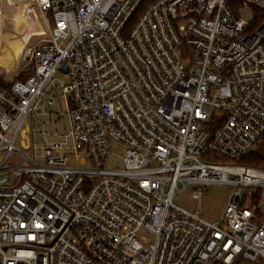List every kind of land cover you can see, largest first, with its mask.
<instances>
[{
    "label": "built area",
    "instance_id": "built-area-1",
    "mask_svg": "<svg viewBox=\"0 0 264 264\" xmlns=\"http://www.w3.org/2000/svg\"><path fill=\"white\" fill-rule=\"evenodd\" d=\"M26 3L44 24L16 62L34 74L0 87V264L264 259V170L237 164L264 137V0ZM222 183L217 222L173 203Z\"/></svg>",
    "mask_w": 264,
    "mask_h": 264
},
{
    "label": "rangeland",
    "instance_id": "rangeland-1",
    "mask_svg": "<svg viewBox=\"0 0 264 264\" xmlns=\"http://www.w3.org/2000/svg\"><path fill=\"white\" fill-rule=\"evenodd\" d=\"M24 3V7L27 9L28 5L26 2ZM4 4L6 8L3 10V33H6L8 30L10 34H4L2 36L6 39V41L3 43V48L0 51V77L5 79L6 81H13L16 77L20 75L21 72L24 71L22 68L15 69L16 67V60L18 59V56L20 54V47L22 44L27 43V40L31 37L30 35L33 33L28 34L30 30V23H28V15L25 14V12L22 11L21 6L13 4L10 6ZM20 8V9H19ZM6 10V11H5ZM35 15L37 18L38 23L44 24V19L41 13L38 11V9H35ZM19 13V14H18ZM21 14V15H20ZM26 15V16H25ZM31 16V15H30ZM1 17V16H0ZM23 18L24 21V30L22 32L23 36H16L15 32L13 30L15 29V19L17 18ZM31 17H29L30 19ZM50 20V17H48ZM31 22V19H30ZM27 23V24H26ZM30 25V26H29ZM41 28V26H39ZM2 27L0 28V35L2 33ZM11 31V32H10ZM15 31V30H14ZM27 31V32H26ZM13 32V33H12ZM12 34V35H11ZM30 36V37H29ZM1 38V36H0ZM26 39V40H25ZM35 40V37L33 38ZM7 45V46H5ZM15 60V61H14ZM14 62L15 64L9 68L11 63ZM58 78L64 83H68L67 77L64 76H58ZM62 92V88L59 89V93ZM56 94V92L54 93ZM45 110L48 112L45 116H41V118L44 120H47L49 118V108L45 106L44 103H42ZM55 113L62 114L65 113L66 108L65 104L60 106L59 104L55 105L51 109ZM52 123H48L46 128L49 132H54L57 129L63 131L64 126L61 122V124L57 125H51ZM40 126V124H38ZM259 146L256 148L257 151H259V154L264 157V148L261 142H259ZM125 145L119 144V143H112L111 151L109 153V156L106 160V166L109 169H116V168H123V159L125 156ZM72 166L77 167H85L84 165H81L74 160H71ZM252 167V166H251ZM264 169V164H261L259 167ZM197 188V186H188L183 191H177L174 198L173 203L181 207L189 212H195L198 207L201 209V217L207 222H217L219 221L221 215L223 214L231 196L239 189V186L233 185V184H209L205 187V192L200 201H197L193 198V190ZM244 264V263H243ZM254 264H264V260H261L259 262H255Z\"/></svg>",
    "mask_w": 264,
    "mask_h": 264
},
{
    "label": "trees",
    "instance_id": "trees-1",
    "mask_svg": "<svg viewBox=\"0 0 264 264\" xmlns=\"http://www.w3.org/2000/svg\"><path fill=\"white\" fill-rule=\"evenodd\" d=\"M34 66H30L28 69L24 70L23 72L20 73V75L18 77H16L13 81L9 82L6 81L5 79L0 77V87L2 88H9L11 86V84L17 80H27L28 78H30L33 74H34ZM261 144L263 145L264 148V137L261 140ZM260 144H258L259 146ZM257 146V147H258ZM238 165L240 166H245V167H251V168H255V169H259V170H264L261 168H256L259 167L261 164H264V157L261 156L259 154V151H257L256 149L250 153L249 155H247L245 158L241 159L240 161L237 162ZM264 260V259H260L257 262ZM256 262V263H257ZM255 262H248L245 261L244 264H254ZM243 264V263H241Z\"/></svg>",
    "mask_w": 264,
    "mask_h": 264
},
{
    "label": "bare ground",
    "instance_id": "bare-ground-1",
    "mask_svg": "<svg viewBox=\"0 0 264 264\" xmlns=\"http://www.w3.org/2000/svg\"><path fill=\"white\" fill-rule=\"evenodd\" d=\"M23 2H26V0H0V28L2 27V29H3V27H4V25H3V10H4V8H6L5 6H4V4L5 3H7L6 5H8V3L10 4V6L11 5H13V4H16V5H19V6H21V9H22V11H25V14L26 15H28V12L26 11L27 9L24 7V3ZM20 9V8H19ZM6 11V10H5ZM19 14V13H18ZM21 15V14H20ZM25 15V16H26ZM30 15V14H29ZM26 19V18H25ZM25 19H21V18H17V19H15L16 21H15V31L13 30V32H15V34H16V36H23L22 35V32L24 31V21H25ZM29 19V18H28ZM26 22V21H25ZM27 24V23H26ZM30 26V25H29ZM31 30H33V29H31ZM3 31H4V29L2 30V33H1V38H0V51H1V49L3 48V43L6 41V39L5 38H3L2 36H4V34H7V36H8V34H10L9 33V31L7 30L6 31V33H3ZM11 32V31H10ZM12 32V33H13ZM27 32V31H26ZM12 35V34H11ZM25 44H26V42H25ZM25 44H23V46H22V48L20 49V53H21V51H22V49H23V47L25 46ZM19 56H20V54H19ZM19 56H18V58H19ZM18 60V59H17ZM17 60H16V62H17ZM15 62V63H16ZM14 62L13 63H11V65L9 66V68L10 67H12L14 64H15Z\"/></svg>",
    "mask_w": 264,
    "mask_h": 264
},
{
    "label": "crops",
    "instance_id": "crops-1",
    "mask_svg": "<svg viewBox=\"0 0 264 264\" xmlns=\"http://www.w3.org/2000/svg\"><path fill=\"white\" fill-rule=\"evenodd\" d=\"M28 0H26V2H27ZM27 12H28V18L29 17H31L30 19H31V22H30V19H28V23H30V25H31V23H32V25L30 26V30H29V32H28V34H31V33H33V31H36L37 29H38V27H39V23H38V21H37V18L35 17V15H34V12L32 11V10H30L29 8L26 10ZM23 12H25V11H23ZM31 16H30V15ZM31 29H33V30H31ZM24 30H26V29H24ZM26 40V39H25ZM26 45V44H25ZM5 46H7V45H5ZM22 46H23V44H22ZM22 46L20 47V49L22 48ZM15 61V60H14ZM13 63V62H12Z\"/></svg>",
    "mask_w": 264,
    "mask_h": 264
}]
</instances>
